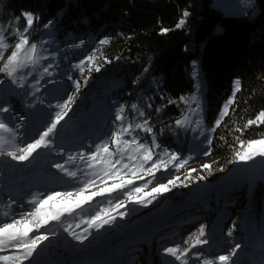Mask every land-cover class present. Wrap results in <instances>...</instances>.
Masks as SVG:
<instances>
[{"label":"trees","instance_id":"obj_1","mask_svg":"<svg viewBox=\"0 0 264 264\" xmlns=\"http://www.w3.org/2000/svg\"><path fill=\"white\" fill-rule=\"evenodd\" d=\"M235 1L239 0L226 1L225 4ZM253 1L256 12L248 16L224 14L214 5V0H0V26L7 29L6 35L17 28L22 31L26 26L22 13L30 12L39 18L30 31V42L43 43L44 51L41 54L49 57L46 62L41 61L40 68L53 65L49 69L52 77L47 81L48 76L41 78V74L33 71L37 77L32 82L39 79V86L45 84L38 86V92L42 94L39 107L53 105L55 99L62 104L68 95L75 93L70 109L66 110L67 115L50 137L53 146L43 147L41 153L34 152L23 163L24 168L29 167V161L32 165L41 164L45 161L44 157H49L47 163L50 166L66 164V169L77 172L73 182L61 190L83 187L88 177L76 171L82 161L73 153L92 144L91 133L87 128L82 135L85 127L81 128V124L73 118L93 96H97L98 101L111 100L114 129L119 125L115 120L116 110L120 105H125L126 122L149 120L160 145L156 151L168 149L178 154L179 158L172 161L167 170L161 169L156 173L163 180L169 177L163 184L179 177L175 186H170L167 192L154 194V199L145 195L151 192L153 185L143 188L136 195L144 203L136 205L121 220L102 228L92 241L103 242L113 237L116 231L144 226L148 221L170 212L186 213L189 207L201 217L197 221L204 217L218 221L221 211L229 212L231 216H226L225 227L231 229V238L241 234L240 224L248 219V213H252L254 222L264 228V170L246 179H225L236 163L228 162L233 159V149H239L236 137L247 141L264 136V124L252 125L242 133L235 131L236 128L243 129L247 120L255 118L264 109V0ZM185 11L187 17H183ZM181 19H184V24L176 28ZM49 21L52 24L45 29L43 26ZM161 28L169 31L161 34ZM105 38L109 39V43L100 45L99 41ZM16 39L8 35L10 47L5 57L11 52ZM94 49L97 50V59L91 64L86 62L83 72L73 67ZM51 54H54V58ZM105 58L111 62L105 63ZM194 62L197 66L195 70ZM97 64L103 65L98 72L95 71ZM89 68L92 69L90 73ZM235 79L241 81V86L233 97ZM73 81L80 82L78 93ZM197 82L202 83L205 100L203 132L197 140V143L203 141V148L192 141L190 132L175 124L187 112V104L180 97L187 98ZM58 84L61 86L56 91ZM12 87L18 92L19 89H27L12 84L6 75L0 73V107L10 103L15 113H21L23 119L17 115L13 119L7 118L5 113H0V119L14 129V133L20 125L19 136H23L27 134V122L32 121V114L20 107ZM230 97L234 102L229 105L220 125L216 126L215 121ZM25 98L28 100L27 93ZM30 104L32 101L27 107L36 110ZM132 104H137L145 112V117L134 113L130 107ZM149 104L151 107H148ZM157 108L161 110L157 112ZM57 111L60 109L42 114L41 132ZM65 124L68 128H64ZM213 127L215 131H210ZM64 132H71L70 138L77 142L60 144L66 143L62 138ZM138 135L141 142L151 143L150 134L139 131ZM125 139L130 137L125 136ZM109 146L112 147V144L109 143ZM190 149H196L194 155ZM209 149L210 154L205 156ZM3 155L8 156L6 152ZM182 160L186 162L181 163ZM176 164H180V167H175ZM205 164L212 166L211 171L202 167ZM10 166L6 162L1 168ZM190 172L191 175H188ZM6 176H3L1 186ZM201 176L204 179H200ZM112 182L108 180L102 184L97 181L86 190L98 185L96 191H99L103 185L109 186ZM11 183L8 182L9 185ZM3 196L5 193L0 192V197ZM123 196L113 192L93 197L81 209H76L74 215L65 213L61 218L64 222L57 224L52 231L57 232L60 227L63 229L69 225L73 228L82 219L95 215L107 201H122L120 198ZM33 198L37 199V195ZM149 199L151 203L147 202ZM3 219L0 214V220ZM197 223L200 225L201 221ZM164 224L155 222L156 230H160ZM215 231V228L208 229L203 236L205 240ZM45 248L41 247L42 250ZM46 256L31 261V264L42 261Z\"/></svg>","mask_w":264,"mask_h":264},{"label":"snow or ice","instance_id":"obj_2","mask_svg":"<svg viewBox=\"0 0 264 264\" xmlns=\"http://www.w3.org/2000/svg\"><path fill=\"white\" fill-rule=\"evenodd\" d=\"M22 16L26 22V26L23 30L14 29L11 33H7V29L0 26V73L6 75L12 84L17 85L20 88H24L27 80V76H31L33 71L40 68L41 61L47 60L49 57L42 55L44 51L43 43L30 42V31L33 24L39 18L34 16L33 13L24 12ZM188 13L185 11L183 17H187ZM17 20L19 19L16 18ZM52 21L44 24V28L47 29L51 26ZM184 24V19H181L177 24L176 28L182 27ZM161 34L167 33L169 29L161 28ZM8 35L15 36L16 42L12 47V50L5 57L6 51L9 49L10 44L8 43ZM83 43V42H81ZM109 43V39L105 38L99 41L100 45ZM96 51L80 60L78 64L73 65L74 68H79L81 72L84 71V64L88 62L91 64L97 59ZM53 55L54 58V54ZM101 55H103L101 53ZM105 63H110L105 58ZM102 64H97L95 71H100ZM52 64H48L43 67L41 72V78L44 75H51L49 71L52 68ZM28 69L27 76L24 75L25 70ZM92 71L89 68V73ZM195 76L196 73L194 72ZM69 80L72 79L71 76L68 77ZM87 77H85V82ZM39 79H36L35 84L32 87H36L39 84ZM75 85L76 92H79L80 82L73 81ZM241 81L236 79L234 81L233 97L240 90ZM39 89L37 88V91ZM75 98V93L67 96L62 104H57L56 108L60 111L55 112L51 118V122L40 132L37 139L32 140L30 143L18 146L14 145V151H8L7 155L14 160L24 161L27 160L37 149L41 147L50 148L52 146L51 136L54 135L55 130L58 125L64 120L67 115V109H70ZM180 100L185 104H190V100L185 97H180ZM191 102H196L197 108H199V102L195 94L191 97ZM233 98H229L227 103L221 110L219 118L215 121V125L219 126L221 120L227 115L229 110V105L233 103ZM173 103V101H169ZM131 109L134 113H138L139 117H145V112L139 108L137 104H132ZM148 107H151L149 104ZM161 109L157 108L156 111L159 112ZM9 109L5 107H0V113L8 112ZM126 106L120 105L116 110L115 120L119 122L118 127L111 132V144L114 146L115 151L110 150L109 140L105 139L101 143L95 145V149L87 153L80 152L78 155L82 161H84L85 166L91 171L86 173L88 179L83 184V187L76 189L74 192H51L47 194L43 199L33 198L29 201V204L34 205L31 210L27 213H22L19 218H11L10 222L0 223V264H24L28 262L31 264V258L38 252L39 248L43 246V242L47 241L50 235H55L54 232L48 233L44 229L50 224V222H60L63 223L62 217L67 214H75L76 209H81L82 206L93 199L96 196H102L105 193L118 192L127 197L128 201L134 199V194L141 193L142 189L147 187V184H143L140 187H133L131 190H125L128 186L133 185L134 180L143 179L145 176L151 177L148 183H152L157 179L156 173L161 169L167 170L169 164L172 161L177 160L178 154L176 152H169L168 149H163L162 151H156L160 148V145L156 141L155 133L153 128L149 124L148 119H143L140 123L126 122L125 120ZM20 119H23L21 117ZM187 117L183 119H177L175 124L177 127H185L187 122ZM264 124V109H262L253 119L247 120L243 125V129L236 128L235 131L243 132L252 125ZM139 131H143L152 136L151 143L140 142V137L138 135ZM210 131H215V127L210 129ZM4 133L9 134L13 140H15L14 129L10 128L3 119H0V155L4 154V148L9 141L6 139ZM125 136L130 137V139H125ZM223 139V137H221ZM239 149H233V159L229 160V163L233 162H243L248 163L255 160L257 157L264 158V137L259 139L243 140L236 137ZM209 145L211 144V139L208 140ZM209 151L204 153L205 156L210 154ZM155 157V159H154ZM69 159H75V157H69ZM186 161H181L185 163ZM150 164V166H149ZM57 169L64 171L66 175L70 177H77V172L69 171L64 165L56 164L54 165ZM175 167L179 168L180 164H176ZM203 168L211 171V165H202ZM223 171V168L220 169ZM192 171H196L193 169ZM191 175V172L188 174ZM126 176H131L130 179ZM200 179H204L203 176ZM107 180L113 181L109 186L102 187L99 191H92L90 194L85 195V190L91 185H95L97 181L100 183H106ZM179 177H174L169 180L166 184H157L156 187L151 189L150 193L145 195L155 198L154 194H159L169 191L170 186H175L176 181ZM75 197V199H72ZM137 203H144L142 198L136 199ZM151 203V199L147 201ZM14 203V201L12 202ZM123 201L117 202V207L124 206ZM11 207V205H9ZM5 217L9 216L8 212L2 214ZM119 215L123 217L124 213L120 212ZM115 217L111 214V211L101 208L95 213V215L90 216L86 223L90 227L99 229L102 225L110 224L114 221ZM68 232L76 241L83 243L87 239V229H85L86 234H77L71 231V225L64 229ZM204 226L201 225L199 228V235L195 239V243L189 247L180 249V245L174 247H166L163 249V253L167 256H171L175 261H179L180 264H190L188 259L189 255L192 254L196 259H202L200 253H191V249L195 248L196 245L206 244L207 241L202 239L204 236ZM229 235H231V229L229 230ZM187 243V241H185ZM241 247L240 244H236L229 255H220L215 259H202V264H217V261L222 262V264H227L231 256L235 255L237 250ZM7 253V254H5Z\"/></svg>","mask_w":264,"mask_h":264},{"label":"rangeland","instance_id":"obj_3","mask_svg":"<svg viewBox=\"0 0 264 264\" xmlns=\"http://www.w3.org/2000/svg\"><path fill=\"white\" fill-rule=\"evenodd\" d=\"M226 1L229 2L230 0H214V5L218 8H220L222 13H224V14H234V15L246 14L249 16V15H252L256 12V7L254 5L253 0H239L238 2L235 1L229 5L225 4ZM231 1H233V0H231ZM42 62H46V60H42ZM195 64L196 63L194 62V70L197 67ZM42 69L43 68H38L35 70V72H37L40 75L42 72ZM28 71L29 70L26 69L24 72V75L27 76ZM45 76L46 77L48 76V79H46V81L52 77V75H44V77ZM36 77L37 76L34 75L33 73L31 76H27V80H26V84H25V87L27 89H25V88L23 90L19 89V92L16 91L15 87H12L13 91L10 89L12 91L13 95H16L18 97V99H16V100L19 101L20 107L22 109H25L26 112H30L32 114V118L30 120H32V122L34 123V128H33L32 132L27 131V134H25L23 136H19L20 132H18V130H19L20 125H18V128H17L18 130H16V132H15V140H13L9 134L4 133L6 139L9 141V143L6 144V146L4 148V152H6V153L8 151H14L15 150L14 145H18V146L22 147L26 143H30L32 140L37 139L39 133L41 132V130L43 128L42 114H44L48 110L57 109L56 105L58 104L57 103L58 99H55V98H54L55 103L53 105L47 104V105H42L41 107H39V105H41L40 97L42 95L37 91L39 84L36 85V87H32V85L35 84V82H32V80L35 79ZM44 85L45 84L42 83L41 86H39V87H43ZM60 86H61V84H58V86L56 87V91H58ZM233 87H234V82H233ZM26 93L28 96V100L25 98ZM193 94H195L197 97V100L199 102V108H197L196 102H191V97L193 96ZM232 95H233V93H232ZM8 97H11V95H8ZM186 99L190 100V104H187V112L180 119H183L185 116L188 119H187L185 127H182V128L185 129L186 131L190 132L192 141L197 143L198 138L200 137L201 133L203 132L202 118H203V114L205 111V100H204L203 91H202V83L197 82L194 85L192 91L188 94ZM29 101H32V104H30V105H32L34 108H36V110H34L32 107H27V104L29 103ZM86 104H87V106L82 107V109L79 110L77 112V115L73 118V120H75L76 122L81 124V128L85 127L83 132H82V135H84L86 133L85 130L87 128H90L89 130L92 131L91 139L95 140V139L99 138L98 143H101V141L107 139V140H109V143H111V132L115 130L113 123H112L113 110H112L111 100L106 101L105 99H102V101H98V97L93 96L90 98L89 102H87ZM3 107L9 109V111L7 113L3 112V113H5L7 118L13 119L15 117V115H17L18 118L22 117L21 113H15V110L13 109V106H11L10 103L6 106H3ZM39 108H40V112H38ZM19 110H21V109H19ZM64 128H68L66 124L64 125ZM70 134H71V132H70ZM70 134H67L66 132H64V135L62 138L66 141V143H60V144L71 145V144L76 143L77 141H75V139L70 138ZM262 137H264V136H262ZM262 137H259V138H262ZM259 138H256V139H259ZM67 139H70V140L67 141ZM142 143H146V142L143 141ZM197 144L201 148H203L205 146V144H203L202 140ZM52 146H53V144H52ZM109 148H110V150L115 151V148L113 145H112V147L109 146ZM195 150L196 149H190V152H193L192 154L194 155ZM18 161H20V160H14L10 156L0 155V167L3 164H5L6 162H9L11 164V166L8 170H11L12 167L14 166V164ZM82 163H83V166L77 168L76 171H80L81 175L87 176L86 173L90 172L91 170L85 166L84 161H82ZM61 165H64L65 168L67 166L66 164H61ZM30 166H32V167H30ZM29 167L30 168L25 169V173L33 172L34 175H27V176H24L22 178H19L18 180H15L12 184L6 186L5 189L1 188L2 179H3V175H4L5 171H2V169H0V175L2 176V178L0 179V192L5 193V196L0 197V214L2 215L4 212L9 213L8 217H5L2 215L4 217V219L0 223L10 222L11 218H19V216L22 213H27L31 210L32 207H34V205L29 204L30 199L21 202V197H22L21 195L18 197V198H20V200H17L13 196H11V194H12L13 190H18V189L24 188L25 185H26V187L35 186L36 183H34V181H36V179H38L40 182L45 181L47 179V176H50V179H51L49 182H42V185L44 186L43 192L47 191L45 195H43L40 192L34 191L33 194L37 195V199H43L47 194H49L51 192H61V193L74 192L76 189L81 188L79 186V187H75V188H66L64 190L53 189V186H51V183L55 179H63L65 181V180L69 179V176L66 175V173L64 171H61L60 169H57L54 166L53 167L50 166V164H48L46 161L41 163V164H33V165L29 161ZM82 169H85V170L81 171ZM262 170H264V158L257 157L255 160L250 161L248 163L236 162L234 164V166L232 167V169L230 170V172L228 173V175L225 177V179H228V180L244 179V178L246 179L248 177L255 176L256 174L260 173ZM243 172H244V175H243ZM126 178L130 179L131 176H126ZM168 178L169 177H167L165 180H163V178L157 176V179H155L152 183H148V181H149V179H151V177H144L143 179H140V180H134L133 185L128 186L126 189H124V191L125 190H131L133 187H140L143 184H147V187L153 185L152 188H154V187H156L157 184H163L164 182H166ZM97 186L98 185L91 187L89 190H85L84 194L88 195L92 191H96ZM106 186L107 185H103V187H106ZM27 191H28V189L24 190L23 193H26ZM136 194H134V199L132 201H128L126 196L121 197L120 200L125 202L123 207H117L116 206L117 203H116V205L112 208L106 204L102 205V208H104L105 210L111 211V214L115 217L113 222L121 220L122 218H124V216L128 212L133 211L136 208V205L139 204L136 202V199L139 198V196ZM72 199H75V197H72ZM13 201H14V203H12ZM9 205H11V207H9ZM176 210H179V209H174V211H176ZM120 212L124 213L123 217H121L119 215ZM227 215H228V217L231 216V214L229 212L221 211L217 217L218 221H215L212 217H209V218L204 217L203 219H200L201 224L199 225L197 222H200V221L196 222V220L201 218V217L199 216V214L193 213L192 210H190V207L187 208L186 213H183V214L178 213V212L175 213L172 216V218L176 219V220L192 217L193 223H195L192 226L194 228L193 229L191 228L192 224L187 225L185 227L184 226L182 227L184 229L185 228L190 229V230H186L187 232L181 231L179 226L168 228L166 231L173 230V232H171V236H169V238L166 239L167 243H165V245H166L165 248L166 247H174L176 245H179V243H181L180 241H184L183 243H185V241H187V243H185V247H183V248H186V247H189L190 245H193L195 243L196 237L199 235V228L201 225H203L205 234L207 233L208 229H210V228L216 229L214 234H212L210 236V238H213L212 240H214V238H216L217 240L224 239V241L230 245V251L227 254H226L225 249L219 247L215 251L218 256L229 255L232 251V248L236 244H240L241 247L237 250L235 255L231 256V258L228 262H232L236 259V261H235V263H236L243 256V259H242L243 264H264V228L254 222L252 213H248V214H246V217H248V219L241 221V224H240L241 234H237L234 238H231L228 234L229 229L225 227V223L227 221V217H226ZM86 221H87V219H82L77 226L71 228V231H73L77 234H86L85 229H87V239L85 241L92 240L95 234H97L99 231H101L102 228H106L109 225V224H105V225H102L99 229H96L94 227H90L88 225V223H86ZM188 221L189 220H187L184 223H187ZM151 222L152 223L157 222V218ZM59 223L60 222H55V221L50 222V224L48 226H46V228L44 230L46 232L51 233V232H53V231H51L53 229V227H55ZM207 224H210L209 227H206ZM147 225L148 224H146L145 226H147ZM57 230H61V235H58V237L51 242H49L48 240L43 242V246H46L47 250H42L40 247L38 252L34 255V257L31 258V261L35 260L38 256H40L42 254H52V253H57L58 251H59V253L68 254V253L76 250L79 247V245L81 243L76 241L68 232H65L64 229H61V227ZM157 231L158 230H154V227H153L151 230V234H155ZM162 231H164V230H162ZM240 236H242V237H240ZM50 237H53V235H50ZM201 238L205 240L204 237H201ZM88 243H86V244H88ZM208 244H209V242H207L206 244H202V245H196L195 248L191 249V253L197 252L200 248L207 249L206 246H208ZM82 246H84V245H82ZM181 250H183V249H181ZM241 253H242V255H241ZM5 254H7V253H5ZM238 256H240V257L237 258ZM203 257H206V255H204ZM159 258H160V261H162L161 255L159 256ZM66 259H68V257ZM188 259H189V261H192V260H196V257L194 255L190 254ZM160 264H162V263H160Z\"/></svg>","mask_w":264,"mask_h":264},{"label":"bare ground","instance_id":"obj_4","mask_svg":"<svg viewBox=\"0 0 264 264\" xmlns=\"http://www.w3.org/2000/svg\"><path fill=\"white\" fill-rule=\"evenodd\" d=\"M17 200H20V198H16ZM187 226L186 224L184 225V227ZM185 230H190V229H186ZM136 249H134L133 251H135ZM111 262H105V264H110Z\"/></svg>","mask_w":264,"mask_h":264}]
</instances>
